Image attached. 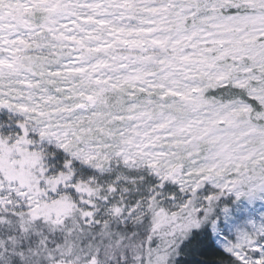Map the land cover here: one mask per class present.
<instances>
[{
  "label": "snow or ice",
  "instance_id": "snow-or-ice-1",
  "mask_svg": "<svg viewBox=\"0 0 264 264\" xmlns=\"http://www.w3.org/2000/svg\"><path fill=\"white\" fill-rule=\"evenodd\" d=\"M0 264H264V0H0Z\"/></svg>",
  "mask_w": 264,
  "mask_h": 264
}]
</instances>
